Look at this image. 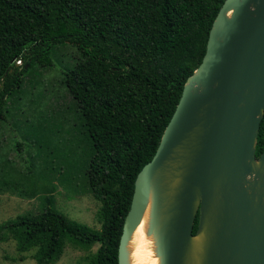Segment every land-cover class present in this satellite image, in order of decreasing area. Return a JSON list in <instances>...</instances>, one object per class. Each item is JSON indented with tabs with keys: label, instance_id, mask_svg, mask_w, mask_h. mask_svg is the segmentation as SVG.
Wrapping results in <instances>:
<instances>
[{
	"label": "trees",
	"instance_id": "16d2710c",
	"mask_svg": "<svg viewBox=\"0 0 264 264\" xmlns=\"http://www.w3.org/2000/svg\"><path fill=\"white\" fill-rule=\"evenodd\" d=\"M225 1L0 0V132L14 101L26 93L31 70L52 68L58 46L75 47L79 57L61 85L90 137L85 176L100 204V230L71 220L50 199L40 212L1 224L0 241L15 243V261L55 264L75 247L89 252L88 264H118L137 176L155 156L187 79L201 65ZM263 152L264 119L257 158ZM3 158L0 139V194L35 196L22 182L4 178ZM197 228L198 219L194 233Z\"/></svg>",
	"mask_w": 264,
	"mask_h": 264
},
{
	"label": "water",
	"instance_id": "95a60500",
	"mask_svg": "<svg viewBox=\"0 0 264 264\" xmlns=\"http://www.w3.org/2000/svg\"><path fill=\"white\" fill-rule=\"evenodd\" d=\"M263 119L264 0H226L137 176L118 264H131L130 242L147 211L160 264H264Z\"/></svg>",
	"mask_w": 264,
	"mask_h": 264
},
{
	"label": "rangeland",
	"instance_id": "374dc122",
	"mask_svg": "<svg viewBox=\"0 0 264 264\" xmlns=\"http://www.w3.org/2000/svg\"><path fill=\"white\" fill-rule=\"evenodd\" d=\"M78 57L72 45L58 46L54 66L31 70L26 93L14 101L7 120L1 123L4 178L22 182L35 196L0 194V225L28 212H40L50 199L52 206L71 220L101 228L97 217L100 204L89 191L85 176L92 154L90 137L76 103L61 85L63 73ZM97 249L95 246L90 253ZM88 254L68 247L55 264H88ZM18 257L15 243L0 241V264H37L31 258L15 261Z\"/></svg>",
	"mask_w": 264,
	"mask_h": 264
},
{
	"label": "bare ground",
	"instance_id": "6f19581e",
	"mask_svg": "<svg viewBox=\"0 0 264 264\" xmlns=\"http://www.w3.org/2000/svg\"><path fill=\"white\" fill-rule=\"evenodd\" d=\"M149 227V211H147L141 225L135 231L130 242L131 264H160L155 252V242L147 235Z\"/></svg>",
	"mask_w": 264,
	"mask_h": 264
},
{
	"label": "built area",
	"instance_id": "2783aa9c",
	"mask_svg": "<svg viewBox=\"0 0 264 264\" xmlns=\"http://www.w3.org/2000/svg\"><path fill=\"white\" fill-rule=\"evenodd\" d=\"M20 65H22V62L21 61L18 62V66H20Z\"/></svg>",
	"mask_w": 264,
	"mask_h": 264
}]
</instances>
